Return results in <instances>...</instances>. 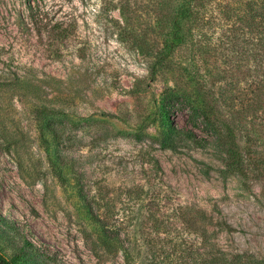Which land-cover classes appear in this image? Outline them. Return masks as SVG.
<instances>
[{"label": "rangeland", "instance_id": "rangeland-1", "mask_svg": "<svg viewBox=\"0 0 264 264\" xmlns=\"http://www.w3.org/2000/svg\"><path fill=\"white\" fill-rule=\"evenodd\" d=\"M188 1L0 0L1 257L200 264L206 218L229 257L264 258V113L235 129L240 174L187 108L170 116L178 132L161 110L176 70L195 71L189 43L176 49L175 71L154 57L163 22ZM244 1L206 5L200 32L212 48L226 11ZM227 46L213 54L215 72ZM199 80L211 100V79Z\"/></svg>", "mask_w": 264, "mask_h": 264}, {"label": "trees", "instance_id": "trees-1", "mask_svg": "<svg viewBox=\"0 0 264 264\" xmlns=\"http://www.w3.org/2000/svg\"><path fill=\"white\" fill-rule=\"evenodd\" d=\"M210 1L189 0L174 10L169 22H163V26L167 24L168 27L162 33L161 48L154 52L157 64L162 69L175 71V67L172 68L175 66L173 55L180 45L189 43L191 65L195 71L191 74L180 67L176 70L178 74L173 87L162 94L161 110L168 125L178 132L170 116L178 106L187 108L190 116L200 119L202 128L213 137L212 144L223 151L227 170L241 174L242 154L238 149L235 129L264 113V0H245L227 10L224 19L229 27L220 36L221 44L213 48L209 36L200 32L206 23L204 12ZM182 22L186 26L184 32L181 29ZM135 43H138L140 51L144 50L143 42L135 40ZM226 44L228 54L223 60L224 66L215 72L213 54ZM203 77L211 79V88L216 90L214 95L209 93L211 100L207 87L202 86L199 80L201 78L203 81ZM217 83L220 85L218 90L215 89ZM242 83L244 87H240ZM198 86L201 87V96ZM186 132L187 138L194 141L199 139L192 131ZM201 140L206 141L204 138ZM204 224L201 225L203 257L200 264H264V258L251 254L241 253L229 257L211 240ZM0 264L11 263L0 256Z\"/></svg>", "mask_w": 264, "mask_h": 264}]
</instances>
